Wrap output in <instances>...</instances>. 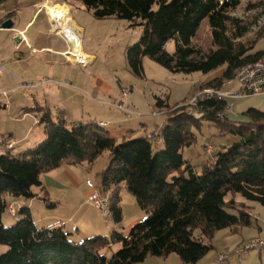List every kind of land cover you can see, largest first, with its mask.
Masks as SVG:
<instances>
[{"label": "trees", "instance_id": "1", "mask_svg": "<svg viewBox=\"0 0 264 264\" xmlns=\"http://www.w3.org/2000/svg\"><path fill=\"white\" fill-rule=\"evenodd\" d=\"M79 1L97 20L116 18L143 27L139 43L127 49L129 70L139 78L144 75L143 58L149 57L173 74L208 75L221 70L203 86L221 88L237 70L264 57L255 43L244 42L250 26L234 16L245 0ZM205 19L213 34L214 48L208 52L194 44ZM170 41L176 44L172 54L166 49ZM155 99L156 108H169L167 101ZM227 103L198 102L199 119L185 107L175 109L158 131L163 149L156 153L154 140L147 136L119 143L100 123L78 122L69 129L62 113L55 117L38 108L40 123L45 125L44 141L20 154L6 148L0 154V246L6 248L0 253V264H141L149 256L172 254L185 264H198L214 249L212 240L218 231L253 224L249 209L227 200L229 194H240L264 207V111L250 108L244 113L245 121L233 122L228 114L220 117ZM205 125L239 140L214 150L206 162L193 164L183 151L198 143ZM9 141L5 137L3 145ZM105 152L111 159L98 179L102 193L111 196L113 221L123 222L122 187L147 215L128 232L114 230L109 237L75 241L62 226L39 228L28 207L21 209L16 225H4L3 213L11 206L8 198L34 199L32 188L44 189L43 174L66 161L93 165Z\"/></svg>", "mask_w": 264, "mask_h": 264}, {"label": "rangeland", "instance_id": "2", "mask_svg": "<svg viewBox=\"0 0 264 264\" xmlns=\"http://www.w3.org/2000/svg\"><path fill=\"white\" fill-rule=\"evenodd\" d=\"M46 3L54 6L53 11L58 16L55 26H52L46 11L42 8L43 5H49ZM234 16L250 26V32L244 38V42L255 43L256 51L264 50V35L261 40L258 39L264 32V0H245ZM8 20H12L15 27L14 30H0V88H3L0 90L9 91L13 101L6 102L3 97H0L3 107L0 108V131H12L23 135L29 128H33L34 137L41 129L45 131L44 124H34V120H41L39 116L41 113L37 110L39 107L47 108L55 117L60 112H65L69 129L78 122L87 124L108 121L112 119V114L116 113H112L105 106L113 103L115 99L118 102H126V105L124 103L126 109L134 114L130 117L139 118L148 115L152 117L154 111L160 110L155 107V97L167 101L169 108L165 109L167 114L156 120L152 119L153 122L150 121L148 125L153 127L155 121L157 126L162 128L167 117L175 109L188 105L194 96L205 88L203 87L205 80H210L221 73L219 70L208 75L173 74L153 59L144 57L143 77L133 75L128 67L127 49L139 43L143 35V27L131 26L129 21L116 18L97 20L79 0H68V2L0 0V28L1 24ZM63 29L73 30L79 36V42L69 58L67 55L70 48L59 35ZM19 30L24 31L26 39L22 34L16 33ZM12 31L15 33H11ZM18 37L21 39L20 43L16 42ZM194 44L204 52L214 48L208 19L202 22ZM175 48L174 41L166 44V49L171 54L175 52ZM24 85L27 87L23 88ZM233 88L236 89L235 86ZM124 89H130L127 97L123 94ZM231 103L233 108L229 111L228 118L233 122H242L245 118L244 113L250 108L264 111V97L238 99ZM6 104L8 108L5 107ZM25 111L32 112L33 117L22 121ZM139 124L140 121L136 120L134 126ZM153 132L154 130H151L149 133ZM34 137L32 141L35 140ZM206 139L212 144L214 150L218 151L237 142L239 137L219 132L216 127L205 125L199 134L196 146L184 149L185 159L192 160L194 163H197L198 159L206 162L208 157L203 148ZM42 141L34 144L32 148ZM152 144L155 153L163 149L160 146V139L152 141ZM20 152L23 150H19L18 147L12 151L14 154ZM198 154H200L199 157ZM110 159L111 154L105 152L93 165L86 163L80 166L79 175L84 181L80 187L76 181L68 178L69 175L64 174L63 169L47 175L43 174L41 182L51 187L49 190L52 194L46 202L44 201L45 193H42L39 187L32 188V192L39 195V199L32 203L31 207L34 219L38 222L37 226L44 227L47 225L44 222L50 224L57 220L66 221L71 213L77 211L78 216H82L87 206L95 205L94 203L85 205L90 196L87 202L84 196L92 191H97L102 198L111 200L109 193H102L98 179V174L106 169ZM98 171L100 172L97 173ZM59 184L62 186L60 187ZM119 197L123 222L118 225L112 217H102L106 232H101V235L109 237L114 230L128 232L135 220L142 221L147 216L137 204L135 197L125 187L120 189ZM63 199L67 202L61 204L60 201ZM231 199H234L237 206L242 204L252 211L253 224L249 227L218 231L212 240L214 249L198 264H264V250L243 251L244 245L249 242L264 241V207L246 200L240 194H229L227 200ZM23 200L8 198V206L12 205L15 208L16 216L10 214L9 208L6 209L3 213V223L6 227L16 225L23 208L19 203ZM49 203L52 206H49ZM98 213L101 214L100 209ZM196 235L200 237L199 231ZM4 251L6 248L0 246V253ZM221 260L223 261L220 262ZM141 264L185 263L178 255L172 254L168 257L149 256Z\"/></svg>", "mask_w": 264, "mask_h": 264}, {"label": "crops", "instance_id": "3", "mask_svg": "<svg viewBox=\"0 0 264 264\" xmlns=\"http://www.w3.org/2000/svg\"><path fill=\"white\" fill-rule=\"evenodd\" d=\"M46 4H49L52 8H54V6L51 5L50 3H46ZM70 14H71V12H70ZM71 17H72V14H71ZM0 30H1V28H0ZM17 32L24 36V31L23 30L16 31V33ZM11 33H15V31L14 32L12 31ZM24 38H25V36H24ZM80 45H81V41H80ZM0 72H1V70H0ZM207 81L208 80H205L204 83H206ZM0 89H3V88H0ZM12 101H13V98L11 99L10 102H12ZM119 102H124L125 105H126L125 101H119ZM119 102L117 101V99H115L113 101V103H119ZM0 103L2 104V102H0ZM102 104H105V102H102ZM5 107L8 108V105L6 104ZM39 108H42V107H39ZM43 109L48 110L47 108H43ZM107 109L112 111V113H116V114H112V116H111L112 119H109L110 121L109 120L108 121L102 120V121H99V123L106 122L108 124L107 129L109 130V131L108 130H106V131L110 134L111 137L115 138L117 140V142H119V143L122 142L123 140H129V139L139 138V137H146L151 130H154V132L161 130V128L157 126L155 121H154V126L153 127H150L148 125V123H150V121L153 122V120H156V119H158L160 117L154 118L153 116L151 117V115H148L147 117L146 116H141L139 118L138 117L134 118V117L126 116V115H124L123 113H120L117 110L110 109V108H107ZM27 110H31V109L27 108ZM60 113H62V115L65 117V112L62 111ZM32 115H33L32 112L25 111L24 115L22 117V121L24 119L28 118V117H33ZM233 119H237V118L233 117ZM136 120L140 121L139 126H134ZM243 120L245 121L246 119L244 118ZM34 122H35L34 124H36V125H41L42 124V123H40V120H34ZM111 126H112V129H110ZM23 135L15 134L12 131L1 130L0 131V154H4V153L7 152V150L5 149V145H3V141H4L5 137H9L12 141L15 142V146L11 150V152L16 147H18L19 150H23V152H24L25 149L28 150V149L32 148V146H34V144H37L38 142H41L44 139L45 131L41 129V131L34 137V129L33 128H29L27 130V132L25 134H23ZM33 137L35 138L34 141H32ZM45 137H46V135H45ZM160 146L161 147L163 146V142L162 141H161ZM194 146H196V145H194ZM194 146H192L190 148H193ZM20 153H22V152H20ZM20 153H18V154H20ZM199 156H200V154H198V157ZM190 161L192 162V160H190ZM196 162L197 163H194V162H192V163L193 164H201L202 163L201 159H198ZM82 165H85V163L84 164H80V165H73L71 163V161H66L65 163H63V165L60 168H58V169H56L54 171H51L49 173H46V175L50 174V173H54V172H56L58 170H62L63 169L64 174L65 175H69L68 178L76 181L77 185L80 187V186H82L84 184L83 179L79 175L81 173V172H79V167L82 166ZM99 172L100 171H98L97 173H99ZM42 184L44 185L43 186L44 189H43L42 193H45V198L48 199V197H51V194H52L51 191L49 190L51 187H48L47 183H44L43 181H42ZM61 186H62V184L60 185V187ZM47 187H48V189H47ZM40 189L42 190V188H40ZM92 193H93V191H92ZM92 193L90 192L88 195L84 196V198H86V202H87L88 196H90ZM35 195H36V197L34 199L23 200L19 204H21V206H23V207H28V208L31 209V207L33 205L32 203H34L35 201H37L39 199V195H37L36 193H35ZM60 202H62L61 204H63V202H67V201H64V199H63ZM58 204H60V203H58ZM84 204H85V202H84ZM89 204L90 203L87 202V204H85V205L87 206ZM87 207L88 208L86 210H84V212L82 213V216H80V217L78 216L79 215L78 211L76 213L73 212L66 219V221H58L57 220V221H52L50 224L48 222H44V224H47V225H44V227L62 226L66 231H68L69 233H71L73 235V239L75 241H82V240L90 239V238H93L95 236L101 235L102 234L101 232H103V231L106 232L105 226H103V224H105V223L102 221V217H103V215H101L102 212H101V214L98 213V209L99 208L97 206H95V205L94 206L90 205V206H87ZM31 211H32V209H31ZM249 211L252 212L250 209H249ZM139 216H140V214H139ZM33 219H34V215H33ZM140 220L141 219L135 220L133 222V225L138 223ZM34 222L36 224H38V222L35 221V219H34Z\"/></svg>", "mask_w": 264, "mask_h": 264}, {"label": "built area", "instance_id": "4", "mask_svg": "<svg viewBox=\"0 0 264 264\" xmlns=\"http://www.w3.org/2000/svg\"><path fill=\"white\" fill-rule=\"evenodd\" d=\"M236 87L234 89L233 87ZM27 86H23L25 88ZM16 91V90H13ZM130 89H124L125 97L129 94ZM0 97H3L6 102H10L12 99L11 93L7 90H0ZM250 97H264V57L257 62L249 64L243 68H240L236 71L235 77L231 80H228L224 83L223 87L221 88H204L200 90L199 93L194 96L191 102L186 105L182 106L187 108L188 112L193 114L196 118H201L202 114L197 113V105L198 102L207 99H217L222 101H227L226 106V113L220 115V117H224L229 113L230 110L233 108V104L231 101L238 100V99H245ZM107 108L114 109L123 113L127 116H133L134 114L128 111L124 105V102L119 103H109L106 105ZM167 114L165 109H160L159 111H154V117H161ZM100 126L103 128H107L108 124L106 122H101ZM149 139L154 141L158 140L159 134L158 131L153 133H149L147 135ZM15 146L14 141H9L5 148L7 150L13 149ZM204 151L207 157L213 158L214 155V148L210 144V142L206 141L204 143ZM89 203H94L102 212L103 217L110 218L112 217L111 210H110V199H104L100 196V194L95 191L93 192L90 197L88 198ZM10 213L14 216L16 214L15 208L11 205L9 207ZM264 250V241H253L249 242L244 245V252H249L251 250ZM221 260L220 262H222Z\"/></svg>", "mask_w": 264, "mask_h": 264}, {"label": "bare ground", "instance_id": "5", "mask_svg": "<svg viewBox=\"0 0 264 264\" xmlns=\"http://www.w3.org/2000/svg\"><path fill=\"white\" fill-rule=\"evenodd\" d=\"M42 8L46 11L47 17L49 21L51 22L52 26H55L57 24L58 16L54 13L53 8L49 5H43ZM59 35L63 37V39L65 40V42H67L70 48V50L68 51L69 53L67 55L69 58V56L74 51L75 46L79 42V36L74 31H71L69 29H63Z\"/></svg>", "mask_w": 264, "mask_h": 264}, {"label": "water", "instance_id": "6", "mask_svg": "<svg viewBox=\"0 0 264 264\" xmlns=\"http://www.w3.org/2000/svg\"><path fill=\"white\" fill-rule=\"evenodd\" d=\"M15 24L13 23L12 20H8L6 22H4L3 24H1V29L3 30H14ZM20 37L16 38V42L19 43L20 42Z\"/></svg>", "mask_w": 264, "mask_h": 264}]
</instances>
